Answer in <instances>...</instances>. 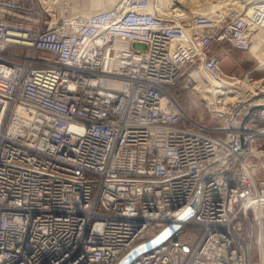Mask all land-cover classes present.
Listing matches in <instances>:
<instances>
[{"label": "built area", "instance_id": "1", "mask_svg": "<svg viewBox=\"0 0 264 264\" xmlns=\"http://www.w3.org/2000/svg\"><path fill=\"white\" fill-rule=\"evenodd\" d=\"M59 8L0 0V264H118L198 192L173 237L131 264H260L244 227L264 217V92L235 99L227 118L202 99L225 121L210 126L168 88L196 89V73L258 81L224 71L212 47L249 50L264 2L191 19L152 0L88 17ZM17 107L35 117L10 133ZM187 225L200 228L193 244Z\"/></svg>", "mask_w": 264, "mask_h": 264}, {"label": "rangeland", "instance_id": "2", "mask_svg": "<svg viewBox=\"0 0 264 264\" xmlns=\"http://www.w3.org/2000/svg\"><path fill=\"white\" fill-rule=\"evenodd\" d=\"M158 1H162V3L164 2V6L169 9H172L174 11H176L177 9L180 10H184L189 14V9L191 7V2L192 0H182V2H180L177 5H174L176 0H158ZM169 1H171L169 3ZM196 2L198 1L197 4H204L205 2L210 3L211 0H195ZM209 1V2H208ZM213 2V1H212ZM217 1H214L213 3H216ZM44 3V0H43ZM94 3V0H52V7H58V9H60L59 7H62V9L66 12H70V13H83V14H87L86 12L90 11V12H94V8H92ZM173 3V4H172ZM167 4V5H165ZM187 4V5H185ZM190 4V5H189ZM45 5V4H44ZM174 5V6H173ZM46 7V6H45ZM251 7V6H250ZM234 9L237 8L236 6L232 7H226V9ZM245 9L248 8V6L243 7ZM226 9H224L223 11H226ZM83 10H87L86 12H82ZM97 11V9L95 10ZM220 11V10H219ZM89 12V13H90ZM178 12V10L176 11ZM216 12V11H215ZM214 12V13H215ZM187 18L191 19V17H189V15ZM218 14V13H217ZM185 17V16H183ZM186 18V17H185ZM216 47H219L222 51V59L221 60H226V59H231L230 61H232L231 63H228L225 65V69H227L228 71H232V72H228V73H239V75H244L246 72H252L253 76L256 80H263L264 79V64H263V68L260 67V64L262 65V63L260 62L259 58L252 54L249 50H242L245 52V59L244 60H238L235 57L233 58V53L234 51L237 52V50L240 49H235L232 45L226 44V45H214L212 47V52L213 50H215ZM11 53L15 54V55H23V52L20 50H16L13 49L11 50ZM222 61V62H223ZM237 75V74H236ZM184 80L182 79L179 83H177L175 86L173 87H169L170 89L168 90L179 102L180 104L183 106V108L185 109L186 113L195 121L202 123V124H207V125H218V126H224L225 125V121L224 119L219 118L218 116H216L215 114L209 112V110L207 109L204 101L202 100V98L200 97V94L194 90L192 87L191 88H185L184 87ZM257 82V81H256ZM234 108V106H233ZM249 114L247 115V113L244 114H240L237 117L236 116H231V117H236L238 119H244L247 120L248 119ZM258 126L259 128H264V119L258 120ZM222 136L226 137V134H223ZM261 137H259L260 139ZM255 154V153H254ZM264 157L262 156L261 159L257 160V168H256V180H257V184L259 187H262V185L264 184ZM263 215H264V210H263ZM245 228V232H250L252 234V238L250 239L251 242V247H252V255L253 257L256 259L257 262H259L260 264H264V259L262 258V252L260 250V235L262 230H264V217L260 220H257V222H253L252 226L250 227H244ZM200 228L195 227L193 225H187L182 227L180 230H182V234L184 235L185 233H188L190 236H187L186 240L190 243L193 244L194 241H196V238L191 237L192 235H197V233H200L199 231ZM157 232V229H152L150 230L145 238H150L152 237L155 233ZM191 232V233H189ZM263 234V233H262ZM171 236V237H170ZM169 237L172 238L173 236L170 235ZM168 237V238H169Z\"/></svg>", "mask_w": 264, "mask_h": 264}, {"label": "bare ground", "instance_id": "3", "mask_svg": "<svg viewBox=\"0 0 264 264\" xmlns=\"http://www.w3.org/2000/svg\"><path fill=\"white\" fill-rule=\"evenodd\" d=\"M118 1L119 0H94L92 8H94L95 10L97 9V11L108 10L112 8ZM212 1L213 2L217 1V2L213 3ZM170 2L171 1H169V3ZM174 2H175L174 5H177L180 2H182V0H176ZM261 2H264V0H211L210 3L205 2L204 4H197L198 1L196 2L195 0H192L191 7L188 8L189 14L186 11L180 9H177L178 12H176V14L179 17L185 16L186 18L188 17L186 16L188 14L189 17L192 18L199 14L213 15L216 13H223L225 12L223 10L226 9V7L230 8V6L232 7L236 6L237 8L238 7L243 8L245 6L253 7V5ZM152 3L153 6H155L156 8L161 9L163 11H168V8L163 7L164 2L162 3V1L152 0ZM44 4L46 8H51V9L53 8L51 6L52 0H44ZM86 11L87 10H83L82 12H86ZM89 12L90 11L86 12L87 14H83V13L82 14L84 17H88L92 14V12L90 13ZM249 51L259 58L260 62L262 63V65L260 64V67H262L264 64V26L254 31V35ZM196 74H197L196 75L197 78H199L198 79L199 84L197 88L194 90H196L200 94V97L202 99L206 100V102L211 106L213 112L218 113L224 118H227L228 115L231 113L230 104L234 102L235 99L241 98L248 100L249 98L259 94L261 91L264 92V79L259 80L253 84H247L242 89H240V88H236L232 84H228L221 81L216 76H212L206 73H196ZM164 98L166 100L167 98H169V96L166 94ZM254 103L256 105H259L260 106L259 108L264 110V96L256 97L254 99ZM34 117H35L34 115L30 113L28 114L23 109L17 107L15 110L14 119L10 124V133H17L23 131L24 130L23 128L28 124H30ZM187 217L188 216H184V219L180 218L179 221L174 222L173 224L174 228H171L172 230L169 231L175 232L176 231L175 228L180 226L181 223L185 222L187 220ZM260 246H261L260 250L263 256L262 258L264 259V239H262Z\"/></svg>", "mask_w": 264, "mask_h": 264}, {"label": "water", "instance_id": "4", "mask_svg": "<svg viewBox=\"0 0 264 264\" xmlns=\"http://www.w3.org/2000/svg\"><path fill=\"white\" fill-rule=\"evenodd\" d=\"M253 110V108H247V115ZM199 197H200V193L198 192L196 195V198L194 200V202L192 203L190 209L183 214L180 218L184 219V216H188V218H190L193 214V212L195 211L198 202H199ZM180 226H178L177 228H175L176 230L179 228ZM171 228H174V225H170L167 229H165L164 231H162L161 233H159L157 236H155L154 238L145 241L144 243L138 245L134 250H132L130 253H128L126 256H124L121 261L118 264H131L133 262V260L135 258H137L139 255L144 254L148 251H151L153 248L159 246L160 244H162L163 242H165L168 237L174 233V231H169L172 230Z\"/></svg>", "mask_w": 264, "mask_h": 264}, {"label": "crops", "instance_id": "5", "mask_svg": "<svg viewBox=\"0 0 264 264\" xmlns=\"http://www.w3.org/2000/svg\"><path fill=\"white\" fill-rule=\"evenodd\" d=\"M213 53L214 54H216L220 59H222V57H223V55H222V51H221V49L219 48V47H216L215 48V50H213ZM233 58L235 57L236 59H238L239 61L240 60H244L245 59V52L244 51H242V50H237V52L236 51H234V53H233ZM231 59H226V60H221V66H222V69L224 70V71H226V72H232V71H228L227 69H225V65L226 64H228V63H231L232 61H230ZM223 61V62H222ZM233 63V62H232ZM235 74H237V75H239V73H235ZM170 88H168V90H169ZM263 233V234H262ZM262 239H264V230H262V232H261V235H260V245H261V241H262ZM261 247V246H260Z\"/></svg>", "mask_w": 264, "mask_h": 264}]
</instances>
